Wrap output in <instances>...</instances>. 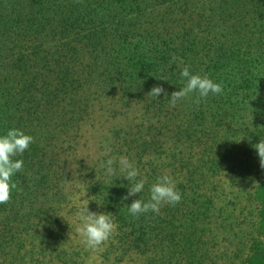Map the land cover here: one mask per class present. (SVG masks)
Wrapping results in <instances>:
<instances>
[{
  "label": "trees",
  "instance_id": "16d2710c",
  "mask_svg": "<svg viewBox=\"0 0 264 264\" xmlns=\"http://www.w3.org/2000/svg\"><path fill=\"white\" fill-rule=\"evenodd\" d=\"M180 1L173 4L172 0H0V135L18 128L33 137L28 149L15 157L23 160V170L11 177L17 187L11 190L10 200L0 204L2 264H43L35 254L41 249L53 248L50 238L59 236L56 155L49 156L46 152L59 122L56 126L55 114L49 116L48 110L60 95L72 94L70 90H78L86 82L99 79L107 87L123 86L128 99L136 98L169 113L166 124L159 123L164 127H161L163 134L171 126L173 149L177 150L171 152L165 148L161 134H154L153 140L143 142L145 153L155 152L159 156L146 163L142 156L139 158V163L148 170L137 177L145 180L141 193L123 199L131 185L120 172L109 177V181L96 179L92 183L96 206L119 224V237L128 238L130 249L145 252V248L153 245L149 237L152 234L164 237V232L184 247L179 238L182 231L156 226L163 210L171 213L188 208L185 211L190 217L186 221L187 229L191 232L199 225L194 226V222L205 196L200 192V197L195 198L199 189L194 194H185V188H178L181 201L175 206H162L159 214L149 211L137 217L129 212L134 199L148 200L151 184L165 174L168 165L156 161L160 156L165 154L166 160L170 154L182 157L185 142L200 141L204 136L208 140L214 126L225 128L228 120L236 123L245 117V112L252 115L249 125L253 142L264 140V82L260 85L262 78H257V69H262L258 65L264 62L257 55L264 51V0ZM85 52L98 55L97 60L104 61L105 66L98 64V72L93 70L84 75L78 64L85 59ZM121 55L125 66L119 63L116 67L114 58ZM184 66L193 74H206L221 85L225 82L223 90L227 97L223 94L219 99L222 92L209 93L198 107L195 102L198 93H193L194 97L182 100L179 108L176 105L166 108L171 93L183 87L180 73ZM73 75L83 76L84 80ZM103 75H106L104 82ZM154 85H162L168 95L149 97L147 93ZM182 107L185 112H194L193 116L185 113L191 119L188 123L180 110ZM34 162L40 166L36 173L32 172ZM191 165L194 166L192 162ZM181 167L196 179L197 166L191 168L185 163ZM196 180L194 183L198 184ZM253 200L257 203L258 221L255 235L250 238L247 264H264V175L257 179ZM130 233L136 236L133 241ZM30 245L34 249L28 252ZM180 254L178 259H187L174 260L175 264H201L194 261L193 257L197 259L194 252L189 256ZM172 255L170 252L167 257ZM57 256L63 258L62 252Z\"/></svg>",
  "mask_w": 264,
  "mask_h": 264
},
{
  "label": "rangeland",
  "instance_id": "374dc122",
  "mask_svg": "<svg viewBox=\"0 0 264 264\" xmlns=\"http://www.w3.org/2000/svg\"><path fill=\"white\" fill-rule=\"evenodd\" d=\"M172 1L173 4L177 2V0ZM162 8L163 6L159 7ZM183 13L182 11L181 14ZM100 53L103 55L102 59L106 60L105 54ZM257 55H261L260 58L264 59L263 50ZM97 58L98 55L85 52V59L78 64V68H82L84 75L92 73L93 70L98 72L100 64L105 66V62L101 59L99 62ZM114 60L116 67L120 64L121 67L125 66L122 55L115 57ZM258 66L262 68L257 69L259 72L257 78L260 76L262 78L259 81L261 85L264 82V62ZM73 77L80 81L84 80L83 76L73 75ZM105 77L106 75L101 76L103 82ZM223 83L225 82H222V87H224ZM84 84L82 88L78 86L80 88L78 90H70L72 94L64 97L60 95L50 104L48 110L49 116L55 114L53 118L56 126L57 121L59 122L58 130L55 129L56 135L46 152L49 156L54 153L56 155L54 169L57 170V184L59 183L56 201L60 202L61 222L57 230L59 236L50 238L54 242L53 248L37 251L35 258L43 264H175L174 260L187 259H178V256H181L180 252L187 253V256L190 252H194L198 259L193 257L194 261L201 264H247L250 238L255 235L254 230L258 221V208L253 200V192L257 179L264 175V171L254 147L257 143L253 142L255 140L251 135L252 115L246 112L245 117H241L236 123L228 120L225 128L221 125L214 126V132L211 134L213 137L208 135L212 137L211 141H208L210 137L207 140L204 136L200 141L193 139L185 142L181 149L184 152L182 157L170 154L166 160L163 154V157L160 156L156 160L161 165L167 163L165 174L171 175L177 189L185 188V194H194L193 192L199 189L196 191L198 194H194L195 198L200 197V192L202 195L205 194L200 213L194 222V226L197 223L199 225L191 232L186 227V221L190 218L185 213L188 208H182L181 211L173 210L171 213L163 210L156 221V226L160 228L168 227L182 231L179 238L184 247L181 248L178 241H172L164 232V237L161 234L157 236L152 234L149 237L153 245L152 248H145V252L130 249L128 238H120L121 235L119 237V224L113 220V217L111 218L116 229L110 238L97 250H90L84 246L81 242L82 237L76 231L80 223L78 214L86 206L89 211L103 212L94 202L92 183L96 179L109 181L104 169L99 167L100 162L107 160L109 156L117 158L125 156L134 163L140 173L146 174L148 170L139 163V158L142 156L143 163H146L151 158L155 159L159 156L158 153L148 154L142 150L143 142L153 140L154 134H161L162 142L166 144L165 148L171 152L177 150L173 149L171 126L163 134L164 127L159 123L167 122L168 111L149 107L146 102H140L136 98L128 99L127 91L120 85L107 87L108 85L105 86L99 79ZM223 94L225 98L227 97L223 90L219 99ZM192 97L194 95L186 100L189 101ZM181 102L182 100L177 102L176 108H179L177 106ZM199 105L200 103H197L198 107ZM167 107L175 108L170 106V103L166 104ZM214 108L218 109L217 105ZM180 110L188 123L191 119L186 115L193 116L194 112H185L184 107ZM208 114L210 118L213 116L211 111ZM205 142L208 147H205L207 146ZM106 149L111 150L108 155H104ZM191 162L198 167L197 170L195 169L197 180H193L189 171L181 167L186 163L191 168H195ZM39 167L38 162L32 163V172L36 173ZM249 169L258 172L254 173ZM117 170H119L118 166ZM195 180L198 184L194 183ZM52 190L55 192V189ZM130 234L133 241L136 236ZM33 249L34 247L30 245L26 251L30 252ZM59 252L63 254L62 259L57 256ZM170 252L171 255L173 254L172 258L167 257Z\"/></svg>",
  "mask_w": 264,
  "mask_h": 264
},
{
  "label": "clouds",
  "instance_id": "9594fccd",
  "mask_svg": "<svg viewBox=\"0 0 264 264\" xmlns=\"http://www.w3.org/2000/svg\"><path fill=\"white\" fill-rule=\"evenodd\" d=\"M182 63V61H181ZM184 79L183 87L171 93L170 106H175L178 101L189 98L193 93H198L196 103L206 98L209 93L220 94L223 91L221 84L214 82L208 75L193 74L188 66H184L180 73ZM157 79L168 80L166 77ZM161 93L168 95L162 85H154L147 93L149 97L158 98ZM33 142L31 135L18 128L9 129L6 134L0 135V204L10 200L11 190L17 185L11 182V177L18 171L23 170V160L16 159L28 149ZM260 159V166L264 168V140H260L255 146ZM110 149H106L104 155H108ZM117 166L122 177L130 182L127 195L135 196L141 193L145 186L143 178L137 179L141 175L139 169L127 157L109 156L107 160H102L99 167L104 169L105 176L112 177L117 175ZM149 198L144 201L140 198L134 199L129 205V212L133 216L152 211L159 214L164 205L175 206L181 201V194L177 190L176 182L168 175L163 174L156 178L149 189ZM79 225L76 231L82 237V243L87 249L97 250L100 245L106 242L114 233L116 225L107 213H97L89 211L87 206L79 212Z\"/></svg>",
  "mask_w": 264,
  "mask_h": 264
}]
</instances>
